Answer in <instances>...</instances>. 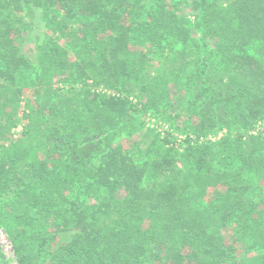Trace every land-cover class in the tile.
Wrapping results in <instances>:
<instances>
[{
  "label": "trees",
  "instance_id": "trees-1",
  "mask_svg": "<svg viewBox=\"0 0 264 264\" xmlns=\"http://www.w3.org/2000/svg\"><path fill=\"white\" fill-rule=\"evenodd\" d=\"M184 1L0 0V226L20 264L64 231L46 264H264V0ZM137 44L163 56L155 75ZM167 106L179 141L142 130Z\"/></svg>",
  "mask_w": 264,
  "mask_h": 264
},
{
  "label": "rangeland",
  "instance_id": "rangeland-1",
  "mask_svg": "<svg viewBox=\"0 0 264 264\" xmlns=\"http://www.w3.org/2000/svg\"><path fill=\"white\" fill-rule=\"evenodd\" d=\"M169 2H173V0H165ZM192 0H185L184 3H181V9H179V13H182L183 11L185 12V9H187L190 5ZM19 15L23 16L24 22L26 26L22 30V41L20 42V49L21 51L27 55L29 58L34 59L35 56V47L37 44L41 43L48 31L47 26H46V18L47 16L45 15V12L43 9L39 7H31V9H28L25 7L24 9L18 11ZM189 18L191 20V23L189 26L195 27L193 28L194 35L199 36L200 34V26L197 24L198 23V17L194 15H189ZM59 42L61 44H67L69 47V42L66 39H60ZM74 47L70 46V57H72V51ZM131 49L133 51H147L148 57H149V73L153 76L155 75L156 71L163 65L164 58L161 55L160 51L158 49H153L150 47H145L142 45H133L131 46ZM189 68H187L188 70ZM186 71H184V74ZM77 86H80V83H77ZM92 89L95 90H103V91H109V89L104 86L103 84L99 85H89ZM173 94V92L171 91ZM180 93H175L173 97L177 99V96ZM31 95V89L26 90L24 95H23V100L26 99H32ZM45 98L44 95H41V99ZM40 99V101H42ZM176 114H183L177 106H167L165 108H160L159 111L155 113H151L150 111L142 114L139 116V118L142 120L143 125H142V130H145L146 128H152L156 131H159L161 134H165L166 131L169 132V137L170 139L179 141L182 139V135L175 129L176 126L180 122V117H172ZM167 115H170L172 118L166 119ZM264 128V119L262 121H259L256 123V128L254 131H257L258 129ZM21 129L19 126L15 130L14 136L16 137L18 134V131ZM225 135V130L224 129H217L211 134H209L205 139L210 142H215L217 141L220 137H223ZM134 136L131 137H125V136H118L117 139H115L112 142V145H115L118 141L123 140L124 145L129 144L131 141L128 140H134ZM10 195V194H9ZM7 195H2V198L5 199ZM84 195H82L83 197ZM1 199V198H0ZM88 202V201H87ZM89 203V202H88ZM0 230L2 232V238L0 237V252L2 256L4 257V262L1 264H20L15 252H14V246L11 240V237L7 230H5L3 227L0 226ZM70 231H64L59 234L58 239L55 241V244H53L51 247L48 248V252L45 254L41 255L40 257V262L41 264H46L49 257L50 253L52 250L59 244L65 243L66 241L69 240L70 238Z\"/></svg>",
  "mask_w": 264,
  "mask_h": 264
},
{
  "label": "built area",
  "instance_id": "built-area-1",
  "mask_svg": "<svg viewBox=\"0 0 264 264\" xmlns=\"http://www.w3.org/2000/svg\"><path fill=\"white\" fill-rule=\"evenodd\" d=\"M2 236H3V235H2V232H1V230H0V237L2 238Z\"/></svg>",
  "mask_w": 264,
  "mask_h": 264
}]
</instances>
